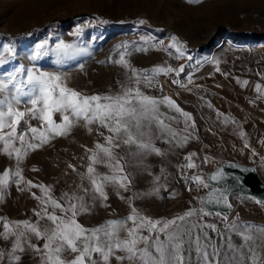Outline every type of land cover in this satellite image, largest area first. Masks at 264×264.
I'll list each match as a JSON object with an SVG mask.
<instances>
[{"label": "rangeland", "instance_id": "374dc122", "mask_svg": "<svg viewBox=\"0 0 264 264\" xmlns=\"http://www.w3.org/2000/svg\"><path fill=\"white\" fill-rule=\"evenodd\" d=\"M172 37L183 50L179 58L175 48H168ZM60 39L86 51L62 66L54 63L56 57L50 53L36 62L41 71L65 74L68 86L79 92L111 95L120 91L121 84L129 83L133 68L150 71L171 67L176 71L151 76L152 83L142 84L141 91L151 97H170L191 114L195 125L188 128L194 138L178 143L187 135L185 118L166 104L160 105L161 118L177 133L176 139L169 142V135L153 125L152 143L160 155L153 152L132 157L129 153L136 151L135 146L116 149V154L129 162L125 172L131 184L128 190L106 186L107 200H93L91 192H78L91 209L77 218L79 223L96 228L122 219L129 215L130 204L153 219H172L193 209L197 215L189 218L191 222L216 226L217 231H203L222 252L226 251V241L220 238L221 233L225 238L230 236L236 246L242 243L238 235L227 230L234 219L264 225V205L256 202L264 200V0H0V41H13L18 53L12 63L29 65L26 54L37 42L48 40V46L54 47ZM122 58L127 66L117 63ZM181 65L185 66L183 72L179 71ZM9 68L5 65L0 70ZM55 119L60 121L59 114ZM29 123L40 126L38 120ZM25 127L22 122L18 131ZM91 128L89 131L81 121L67 136H57L38 150H28L19 163L24 180L50 186L57 199L62 193L78 191V185L90 188L80 175L87 170L85 148H94L96 142L103 144L110 134L98 125ZM16 146L20 147L19 141ZM190 153L196 154L194 169L183 167ZM6 168L15 171L17 160L3 152L0 142V174ZM96 168L101 174L109 172L104 165ZM234 174L243 177L244 186L231 197L232 212L205 205L203 200H209L211 191L223 188ZM190 175L201 176L203 184L186 181ZM256 177L263 189L252 181ZM22 187L24 190H19ZM153 188L159 192L144 195ZM32 193L41 195L39 188L29 190L23 183H11L0 200V217L35 221L34 211L40 210V202ZM200 232L198 228L194 235ZM29 239L33 244H43L35 236ZM260 243L257 239L256 244ZM11 247V240L0 237V249ZM257 251L264 260V247ZM17 254L21 260L12 264H41L39 254L27 245ZM191 259L196 264L194 249ZM4 264H8L7 257ZM111 264L121 262L113 258Z\"/></svg>", "mask_w": 264, "mask_h": 264}, {"label": "snow or ice", "instance_id": "6c2138e0", "mask_svg": "<svg viewBox=\"0 0 264 264\" xmlns=\"http://www.w3.org/2000/svg\"><path fill=\"white\" fill-rule=\"evenodd\" d=\"M168 48H175L178 58L184 54L176 37H172ZM85 51L86 49L79 48L74 43H66L62 39L54 47H49L48 40H44L37 42L26 54V59L30 62L26 65L23 62L12 63L17 60L18 55L13 41H0V68L10 65L8 70H0V142L3 143V152L9 158L14 157L17 160L15 171L6 168L0 174V200L3 199V191L11 183H23L29 190L39 188L41 191L40 196L32 193L33 198L40 202V210L34 211L37 217L35 221H9L6 217H0L3 226L0 237L11 240L12 243L10 249H0V264H4L5 257L8 264L20 261L21 255L17 253H23L25 245L39 254L41 264H111L113 258L121 264L125 261L127 264H192L193 249L196 253V264H264L257 251L258 248L264 247V225L240 221L238 218L230 222L227 230L238 235L242 243L236 246L231 243L230 236L225 238L221 233L220 238L226 241L224 252L214 245L208 233L203 231V228L217 231L215 225L189 220L197 215L193 209H188L172 219H153L142 215L130 204L129 215L122 219L106 221L104 225L96 228H86L79 223L77 218L91 209L85 196L78 192H91L93 200H107L105 187L108 185L128 190L131 180L125 168L129 162L123 156L117 155L116 149L122 145L128 146L129 149L135 146L136 151L129 153L132 157L153 152L160 155V150L152 143L153 125L169 135V142L176 139L177 133L161 118L160 105L166 104L185 118L184 131L187 135L178 143H187L189 139L194 138L188 128L195 127L191 114L180 109L170 97H151L141 91L142 84L152 83L151 76L176 71L171 67H155L150 71L133 68L132 75L128 77L129 83L121 84L120 91L111 95L79 92L68 86L65 74L49 73L36 67V62L50 53L56 57L54 63L62 66L75 54ZM117 63L126 65L123 58ZM184 67L181 65L179 71L183 72ZM259 89L260 86L257 85V90ZM57 114L60 117L59 122L55 119ZM30 120H38L40 126H32ZM81 121L89 131H92V125H98L110 133L104 137L103 144L96 142L94 148H85L87 170L80 175L82 180L87 179L90 188L81 184L77 186L78 191L62 193L57 199L52 195L50 186L24 180L19 163L27 155V151L38 150L57 136H67ZM22 122L26 127L18 131ZM99 134L104 136L103 132ZM17 141L20 147L16 146ZM195 155L188 154L185 157L188 162L183 167L196 168L197 165L193 161ZM97 165H104L109 172L99 173ZM68 167L76 171L74 165L69 164ZM159 179L160 177H156V180ZM212 179L216 180L218 177L212 176ZM186 181H194L197 186L203 184L199 175L187 176ZM19 190L23 191L24 188ZM158 192V188H153L152 192L144 195ZM213 200L217 204L223 202L231 208L224 192L218 197L213 195L212 200H203V203L207 205ZM256 202L264 205V200ZM200 212L203 213L204 209L201 208ZM223 219L227 220V216ZM40 221L49 223L41 225ZM198 228L201 232L194 235V230ZM121 232L124 233L123 237ZM30 236H35L43 241V244L31 243ZM257 239L261 241L259 245L256 244ZM117 252L123 255H116ZM66 255L71 258H65Z\"/></svg>", "mask_w": 264, "mask_h": 264}, {"label": "water", "instance_id": "95a60500", "mask_svg": "<svg viewBox=\"0 0 264 264\" xmlns=\"http://www.w3.org/2000/svg\"><path fill=\"white\" fill-rule=\"evenodd\" d=\"M252 181L257 186H259L260 188L262 187L260 184H258L256 182V179L253 178ZM243 186H244V183L241 181V178L240 179H236L234 177L230 182L226 183L223 188L216 189V190H212L211 191L209 200H212L213 195H215L216 197H218L221 192H224L227 195L228 203L231 205V208L227 207L225 204H223V202L217 204V203L214 202V200H213L212 203L209 204V206L212 209L220 208L223 211H225L226 213H231L232 210L234 209L233 203L231 201L232 194L235 193V192H237L236 190L241 189Z\"/></svg>", "mask_w": 264, "mask_h": 264}, {"label": "bare ground", "instance_id": "6f19581e", "mask_svg": "<svg viewBox=\"0 0 264 264\" xmlns=\"http://www.w3.org/2000/svg\"><path fill=\"white\" fill-rule=\"evenodd\" d=\"M234 177H235L236 179L243 178L241 175H237V174H234ZM245 179H247V178H245ZM255 179H256V182H257L258 184L261 185V182L259 181V179H257V177H256ZM260 189H263V188L261 187ZM263 191H264V190H263ZM236 193H237V192L233 193L232 196H234ZM231 201H232V200H231Z\"/></svg>", "mask_w": 264, "mask_h": 264}]
</instances>
